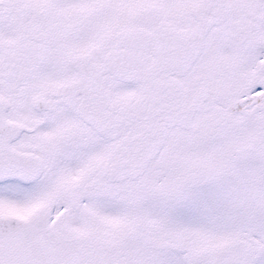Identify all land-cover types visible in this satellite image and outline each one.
<instances>
[{
	"label": "snow or ice",
	"instance_id": "snow-or-ice-1",
	"mask_svg": "<svg viewBox=\"0 0 264 264\" xmlns=\"http://www.w3.org/2000/svg\"><path fill=\"white\" fill-rule=\"evenodd\" d=\"M0 264H264V0H0Z\"/></svg>",
	"mask_w": 264,
	"mask_h": 264
}]
</instances>
